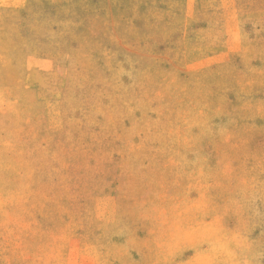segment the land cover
<instances>
[{
	"label": "rangeland",
	"instance_id": "obj_1",
	"mask_svg": "<svg viewBox=\"0 0 264 264\" xmlns=\"http://www.w3.org/2000/svg\"><path fill=\"white\" fill-rule=\"evenodd\" d=\"M0 264H264V0H0Z\"/></svg>",
	"mask_w": 264,
	"mask_h": 264
}]
</instances>
